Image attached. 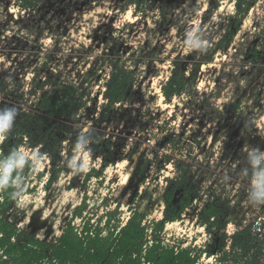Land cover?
Returning <instances> with one entry per match:
<instances>
[{
    "label": "rangeland",
    "instance_id": "1",
    "mask_svg": "<svg viewBox=\"0 0 264 264\" xmlns=\"http://www.w3.org/2000/svg\"><path fill=\"white\" fill-rule=\"evenodd\" d=\"M0 1V81L3 73L10 74L9 68H16L14 62L28 59L27 53L14 49L26 35L23 25L15 22L21 16L35 21L42 37L19 43L33 52L24 78L29 83L38 72L43 80L56 74L66 81L82 79L94 101L77 124L108 140L113 156L101 179L84 183V175L103 161L93 157L91 143L81 144L64 152L65 169L50 183V161L23 149L28 162L24 165L23 160L18 168L29 176L23 177L17 205L9 214L12 221L24 228L31 214L41 211L52 224L49 238L55 239L69 220L79 229L87 220L103 227L111 216L115 228L124 226L131 210L138 209L147 216L144 225L151 236L154 224L164 218L166 179L177 175L171 164L158 167L161 154H170L191 170L197 197L177 224H166L159 235L163 244L199 253L211 248L214 255L201 253L199 262L215 264L222 237H231L239 224H257L264 231V0L252 6L224 49L219 47L223 38L238 22L235 0H158L152 9L127 6V0H46L37 19L19 10V0ZM202 40L206 51L194 46ZM254 46L261 52L257 64L246 54ZM110 57L121 58L133 70L135 92L131 101L118 105L116 112L112 109L109 119L97 125L93 110L96 106L99 112L104 103ZM202 60L210 62L201 65ZM175 67L187 70L188 76L196 72L198 94L167 104L161 88ZM92 68L88 79L86 72ZM4 98L0 92V100ZM168 134H174L178 145L160 148ZM0 138L1 146L2 133ZM140 157L145 172L133 181ZM7 169L0 164V174ZM215 202L231 222L223 230L208 232L201 215ZM78 206L85 207L84 220L75 217Z\"/></svg>",
    "mask_w": 264,
    "mask_h": 264
},
{
    "label": "trees",
    "instance_id": "2",
    "mask_svg": "<svg viewBox=\"0 0 264 264\" xmlns=\"http://www.w3.org/2000/svg\"><path fill=\"white\" fill-rule=\"evenodd\" d=\"M45 1L19 0L17 7L28 18L37 19ZM257 1L235 0L238 22L229 29L220 48L224 49L240 31L243 19ZM3 2L4 0L2 4ZM156 3L158 0H127V6L133 5L138 9L145 6L152 9ZM204 16L207 18L206 13ZM23 18L21 16L15 22L23 25L26 31L25 37H19L22 42L30 41L28 38L31 37L36 40L42 37V29H37L35 21L30 22L31 19ZM22 42L18 41V46H14V49L18 54L27 53L28 59L25 62H14L16 68L13 71L9 68L10 74L3 73L4 79L0 81V92L5 96L0 100V134L4 138L0 146V164L8 168L0 174V264H200L201 253L211 258L214 255L211 248L199 253L196 248L165 245L159 238L166 224L180 221L182 214L193 205L197 197L190 176L191 170L185 162L174 159L170 154H161L158 167L163 170L171 164L177 175L166 179L167 187L163 192L164 218L154 224L151 245L148 244L149 232L144 225L147 216L138 209L131 210L132 215L124 226L115 228L111 227V216L103 227L94 226L91 220H87L79 229L69 220L60 236L55 239L49 238L53 231L52 224L43 217L41 211L31 214L24 228L10 219L9 214L16 207L23 188V177L29 176L28 172L23 174V170L18 168L23 160L24 165L28 162L24 159L23 149L36 153L38 159L47 158L50 161V183L57 181L65 169L64 152H70L81 144L91 143L93 157H102L103 161L99 168L93 167L84 175V183L94 178L101 179L106 168L113 163L112 153L108 151L109 141L99 138L94 129L84 131V127L77 124L82 119V111L87 110L89 103L94 101L87 89H84L85 82L82 79L80 83L66 81L58 74L43 80L36 72L28 83L24 77L27 69L31 67L28 63L33 52L24 43L19 46ZM246 54L253 56L255 64L261 59L257 46L249 48ZM209 62L202 60L200 64ZM108 64L110 73L104 84V103L101 104L99 112H96V106L93 110L95 115L98 114L94 120L97 125L109 119L112 109L116 112L118 105L131 101L135 92L136 76L127 63L121 58L110 57ZM92 70L93 68L86 72L88 79ZM193 71L188 76L184 68H174L172 75L161 88L167 104H172L176 98L188 96L193 99L197 96V74ZM170 145H178L174 134H168L160 143V148L167 149ZM157 154L155 153L159 158ZM138 163L136 172L132 174L133 181L137 175L145 172L146 162L143 157H140ZM138 194L139 190L134 192L133 201ZM84 211V206H78L74 212L75 217L84 220ZM201 219L208 232L213 229L223 230L231 222L223 218V209L219 202L209 204ZM253 228V224H239L231 237L224 235L215 264H264L262 238L253 233ZM41 233L45 236H39Z\"/></svg>",
    "mask_w": 264,
    "mask_h": 264
},
{
    "label": "built area",
    "instance_id": "3",
    "mask_svg": "<svg viewBox=\"0 0 264 264\" xmlns=\"http://www.w3.org/2000/svg\"><path fill=\"white\" fill-rule=\"evenodd\" d=\"M258 225H260V224H258ZM149 232V231H148ZM150 233L151 232H149V245H151L152 244V239H151V236H150ZM253 233L257 236H259L260 238H264V231H262V229H261V226L260 227H257V224L255 225V228H253ZM145 249L147 248V245L144 247ZM5 259H6V257H4Z\"/></svg>",
    "mask_w": 264,
    "mask_h": 264
},
{
    "label": "clouds",
    "instance_id": "4",
    "mask_svg": "<svg viewBox=\"0 0 264 264\" xmlns=\"http://www.w3.org/2000/svg\"><path fill=\"white\" fill-rule=\"evenodd\" d=\"M196 31H193L192 33H189V39H191V36L195 33ZM193 45H189V47L187 48L188 50H190V48L192 47ZM195 47H199L201 48L203 51H206L207 50V45L205 44L204 40H202L199 44H196L194 45Z\"/></svg>",
    "mask_w": 264,
    "mask_h": 264
},
{
    "label": "bare ground",
    "instance_id": "5",
    "mask_svg": "<svg viewBox=\"0 0 264 264\" xmlns=\"http://www.w3.org/2000/svg\"><path fill=\"white\" fill-rule=\"evenodd\" d=\"M0 142H1V138H0ZM175 224H177V222L169 223L168 225H169V227H171L172 225H175Z\"/></svg>",
    "mask_w": 264,
    "mask_h": 264
}]
</instances>
